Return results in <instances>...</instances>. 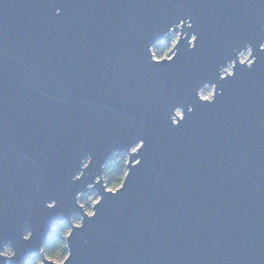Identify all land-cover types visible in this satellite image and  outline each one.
Returning a JSON list of instances; mask_svg holds the SVG:
<instances>
[{"label":"water","instance_id":"95a60500","mask_svg":"<svg viewBox=\"0 0 264 264\" xmlns=\"http://www.w3.org/2000/svg\"><path fill=\"white\" fill-rule=\"evenodd\" d=\"M261 42L264 0H0V234L16 251L0 261L26 264L65 221V264H264ZM120 153L114 194L103 173ZM92 190L88 217L76 193Z\"/></svg>","mask_w":264,"mask_h":264},{"label":"clouds","instance_id":"9594fccd","mask_svg":"<svg viewBox=\"0 0 264 264\" xmlns=\"http://www.w3.org/2000/svg\"><path fill=\"white\" fill-rule=\"evenodd\" d=\"M61 11H62V8H61V7H56V8H55V13H56L57 15H59V14L61 13ZM182 23H184V22H182ZM195 35H196L195 33H193V34L191 35V40L194 41V39H195ZM259 46H260V48H264V42H261ZM244 48H247V49H248V53H249V55L252 56L251 59H247V56L245 57V59H247V65H248V66H251V65L253 64V62L256 60V57L253 56V54H252V53H253V46H252V44L249 43V44H247L245 47L240 48V49H244ZM234 51H235V53H236V50H235V49H234ZM229 60H235V57L232 58V59H229ZM229 60H228V61H229ZM228 61H227V62H228ZM227 62H226V63H227ZM223 65H224V64H223ZM223 65H221L220 68H219V76H220V70H221V68L223 67ZM241 65H243V62H241ZM203 99H208L209 102L213 101V99H210V96H204ZM171 119H172V116H171ZM89 161H90V162L92 161V157H91V156H87V157H85V158L82 160L81 171L78 172V173L76 174L75 177H73L74 180H78V179H80V177L84 174V173H83V169H86V168L89 167V163H88ZM136 162H139V158L136 160ZM88 187H89V188H92V184H89ZM113 192H114V194H115V189H113ZM76 196H77L76 203L80 205V206H79L80 208H82V207H83V203L79 200V192L76 193ZM96 203H97V201H96L95 199H93V204H96ZM50 205H52V204L49 203V201H48V202H47V206H50ZM78 216H79V215H72V216L70 217L71 221H75V222L79 223V221L77 220V217H78ZM93 216H94V213H92L91 210H89V215H88V217H93ZM82 219L84 220V217H82ZM66 225H67V223L63 224L62 226H60V227L58 228V234H62V235H64L65 237L68 236V229L66 228ZM30 237H31V230L26 231V232L23 234V239H26V240H27V239H29ZM62 248H67V249L69 248L68 239H66L65 241H62V242L60 243L59 247H58L55 251H52V252H49V251L47 250V243H45V244H43V245L40 247V249H39V253H41L42 256H43L45 259H47V260H49V261H55V264H65V261L68 260L69 256L71 255V252H70L69 250H67V251L64 253L63 257L61 258L60 255H59V251H60V249H62ZM14 253H15V251H14V247H13L11 244H9V245H5L4 248H3V250L0 251V256H6V257H8V258H11V257L13 256ZM29 264H43V260L41 259V255H39V254L33 255V256L31 257V260H30Z\"/></svg>","mask_w":264,"mask_h":264},{"label":"trees","instance_id":"16d2710c","mask_svg":"<svg viewBox=\"0 0 264 264\" xmlns=\"http://www.w3.org/2000/svg\"><path fill=\"white\" fill-rule=\"evenodd\" d=\"M153 50L159 55L163 52L164 47L161 45V42H159L156 45H154ZM126 171H127L126 153L117 154L115 161L108 163L104 169L103 178L106 186L112 189H116L117 187H119L125 177ZM93 195H95V193L93 191H89L86 196H83V198H81L82 203L86 202L87 197ZM65 223L67 222L64 221L52 229L48 237V240L46 242L47 250L49 252L55 251L59 247L60 243L66 240V237L64 235L58 234V228ZM66 228L68 229L69 232L70 227L68 223L66 225ZM66 251L67 248L60 249L59 255L61 258L63 257ZM29 262L30 261H28L26 264H29Z\"/></svg>","mask_w":264,"mask_h":264},{"label":"rangeland","instance_id":"374dc122","mask_svg":"<svg viewBox=\"0 0 264 264\" xmlns=\"http://www.w3.org/2000/svg\"><path fill=\"white\" fill-rule=\"evenodd\" d=\"M178 37H179V32H176V31H171V33L163 40L161 41V45L164 47V50L161 54H157L156 52H154L153 50V56L156 58V59H162V58H166L168 57L170 54L173 53V47L175 45V43L177 42L178 40ZM247 56V59L249 58L250 59V56L249 53H248V49L243 51L240 55V58L239 60L244 62V61H247V59H245V57ZM232 69H233V64H228L226 66V68H224L225 73H232ZM214 94V86L213 85H206L205 87H203L200 91V95L202 97L204 96H210V98H212ZM117 157V155H113L111 158H109V162H112L113 160H115V158ZM127 155H126V163H127ZM109 189H112V188H109ZM113 190V189H112ZM93 191V190H92ZM95 193V195L93 196H89L87 197V200L86 202H83V206L85 208V210L87 212H89V210L92 211V206H93V199H95L96 201L98 200V195L95 191H93ZM88 193V192H87ZM87 193L83 194L82 196L79 197V200L82 202L81 198H83V196H86ZM77 220L81 221V218L80 217H77ZM75 224H79L77 222L74 221ZM39 254V253H38ZM40 255V254H39ZM42 259V257H41Z\"/></svg>","mask_w":264,"mask_h":264},{"label":"snow or ice","instance_id":"6c2138e0","mask_svg":"<svg viewBox=\"0 0 264 264\" xmlns=\"http://www.w3.org/2000/svg\"><path fill=\"white\" fill-rule=\"evenodd\" d=\"M188 19H191L190 17L188 18ZM182 22H184V19H180L179 20V22L178 23H176V24H182ZM175 24V25H176ZM192 26V23L191 24H188V27L190 28ZM197 40V35H195V39H194V41L192 40V41H189L188 40V46H189V49L190 50H194V48H195V41ZM262 50H264V48H261ZM173 60V59H172ZM171 60V61H172ZM152 62V58H151V55H150V58H149V63H151ZM156 64L157 65H161L162 66V64L159 62V61H157L156 62ZM234 75V74H233ZM229 76H232V75H229ZM219 79H221V80H223V78H221L220 76H219ZM196 94V93H195ZM176 105H178V106H180V107H183V108H185V106L187 107V111L189 112V113H191L193 110L192 109H189L188 108V105L191 103L190 102V100H189V98H180V99H178L176 102ZM192 104V103H191ZM175 107H177V106H175ZM183 120V119H182ZM172 122V121H171ZM179 123L180 122H178V124H176V125H179ZM172 124H173V122H172ZM137 144H139L140 146H139V148L138 149H136L135 151H134V153H137L138 152V150H140L141 148H142V146H144V144H145V140L144 139H140L139 140V142H137L135 145H137ZM140 162V161H139ZM139 162H136V164H138ZM117 193V192H116ZM55 201H56V204H57V200L56 199H54ZM55 204V205H56ZM55 205H50V206H47L49 209H52ZM95 215V214H94ZM81 226H78L77 228H80ZM33 235V232L31 231V236ZM25 241H27L26 239H24ZM9 244H11L12 246H13V243H12V241H10L9 239H8V237L6 236V235H3V234H0V249H3L4 248V246L5 245H9ZM16 255V251H15V253L13 254V256L11 257V258H13L14 256ZM0 257H3V256H0ZM11 258H8V259H11ZM0 264H4V262H2V261H0Z\"/></svg>","mask_w":264,"mask_h":264},{"label":"built area","instance_id":"2783aa9c","mask_svg":"<svg viewBox=\"0 0 264 264\" xmlns=\"http://www.w3.org/2000/svg\"><path fill=\"white\" fill-rule=\"evenodd\" d=\"M170 33H171V32H170ZM168 35H169V34H168ZM168 35H167V36H168ZM167 36H166V37H167ZM166 37H165V38H166ZM165 38H164V39H165ZM164 39H163V40H164ZM163 40H162V41H163ZM173 53H174V49H173ZM173 53L170 54L167 58L171 57V56L173 55ZM241 53H242V52H241ZM241 53L239 54V58H240ZM246 62H247V61H246ZM225 68H226V67H225ZM222 74H223V75H226L227 73H225V70H223ZM134 149H135V148H133L132 150H134ZM113 155H117V154H113ZM113 155H112V156H113ZM126 155H127V154H126ZM112 156H111V157H112ZM127 156H128V155H127ZM111 157H110V158H111ZM115 159H116V158H115ZM114 161H115V160H113L112 162H114ZM108 162H109V161H108ZM107 164H108V163H107Z\"/></svg>","mask_w":264,"mask_h":264}]
</instances>
